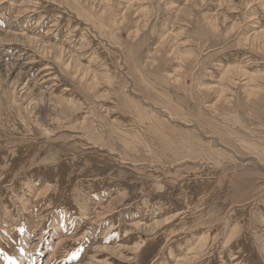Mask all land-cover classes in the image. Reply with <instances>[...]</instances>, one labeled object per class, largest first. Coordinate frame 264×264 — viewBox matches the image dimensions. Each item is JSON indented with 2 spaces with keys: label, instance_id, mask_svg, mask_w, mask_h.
Segmentation results:
<instances>
[{
  "label": "rangeland",
  "instance_id": "374dc122",
  "mask_svg": "<svg viewBox=\"0 0 264 264\" xmlns=\"http://www.w3.org/2000/svg\"><path fill=\"white\" fill-rule=\"evenodd\" d=\"M0 264H264V0H0Z\"/></svg>",
  "mask_w": 264,
  "mask_h": 264
},
{
  "label": "bare ground",
  "instance_id": "6f19581e",
  "mask_svg": "<svg viewBox=\"0 0 264 264\" xmlns=\"http://www.w3.org/2000/svg\"><path fill=\"white\" fill-rule=\"evenodd\" d=\"M19 38H20V37H18V39H19ZM21 39H22V38H21ZM45 47H46V46H45ZM50 49H51V48H50ZM50 49H49V50H50ZM61 52H62V51H61ZM62 54H63V53H62ZM63 55H64V54H63ZM61 61H62V60H61ZM70 63H71V62H70ZM68 64H69V63H68Z\"/></svg>",
  "mask_w": 264,
  "mask_h": 264
}]
</instances>
